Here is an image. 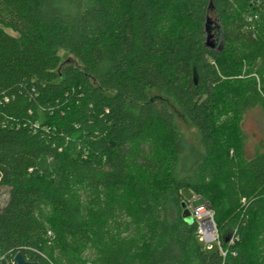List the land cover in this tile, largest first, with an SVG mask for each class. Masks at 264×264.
Wrapping results in <instances>:
<instances>
[{
    "label": "trees",
    "instance_id": "1",
    "mask_svg": "<svg viewBox=\"0 0 264 264\" xmlns=\"http://www.w3.org/2000/svg\"><path fill=\"white\" fill-rule=\"evenodd\" d=\"M210 2L0 0L3 264H264V150L223 130L264 109V0H213L216 51Z\"/></svg>",
    "mask_w": 264,
    "mask_h": 264
},
{
    "label": "rangeland",
    "instance_id": "2",
    "mask_svg": "<svg viewBox=\"0 0 264 264\" xmlns=\"http://www.w3.org/2000/svg\"><path fill=\"white\" fill-rule=\"evenodd\" d=\"M211 16L212 18L214 17V15ZM59 55L66 62H70L72 59L64 50H60ZM131 108L137 110L139 105H131ZM176 116L177 124L184 136L192 142H199L200 134L198 130L184 117L178 114ZM223 130L229 132V137L233 142L237 145H241L245 159L250 160L254 158L258 151L264 150V109L262 107H256L248 110L241 118H237L234 122H227L223 126ZM181 194L189 203V211L191 208L196 209L204 205V203L196 197L194 192L189 188H184L181 191ZM8 196V190L0 189V207L6 204ZM229 238V243L233 244L234 235H231ZM198 240L207 250L219 248L217 238L215 241L207 243H205L206 241L204 240L202 241L200 237H198Z\"/></svg>",
    "mask_w": 264,
    "mask_h": 264
},
{
    "label": "water",
    "instance_id": "3",
    "mask_svg": "<svg viewBox=\"0 0 264 264\" xmlns=\"http://www.w3.org/2000/svg\"><path fill=\"white\" fill-rule=\"evenodd\" d=\"M214 10L213 6V0H211L209 9H208V17L205 24V32H206V42L205 45L207 48H209L212 51H216L222 48V43L220 42V26L218 23L217 18L214 16L212 18L211 12ZM8 202V199H6V204ZM5 205L0 207V213L3 211ZM184 218L187 222L193 223V219L191 217V213L188 209L184 212ZM15 264H38V263H30L27 262L21 253H18L15 257Z\"/></svg>",
    "mask_w": 264,
    "mask_h": 264
},
{
    "label": "built area",
    "instance_id": "4",
    "mask_svg": "<svg viewBox=\"0 0 264 264\" xmlns=\"http://www.w3.org/2000/svg\"><path fill=\"white\" fill-rule=\"evenodd\" d=\"M190 211L192 219L198 224V237H200L202 241L204 240L206 241L205 243H207L215 241L216 238L219 239L217 226L214 221V214L206 204L196 209L191 208ZM221 252L224 256L226 255L224 251L221 250ZM3 259L4 258L0 256V264H3Z\"/></svg>",
    "mask_w": 264,
    "mask_h": 264
},
{
    "label": "crops",
    "instance_id": "5",
    "mask_svg": "<svg viewBox=\"0 0 264 264\" xmlns=\"http://www.w3.org/2000/svg\"><path fill=\"white\" fill-rule=\"evenodd\" d=\"M8 199V198H7Z\"/></svg>",
    "mask_w": 264,
    "mask_h": 264
}]
</instances>
